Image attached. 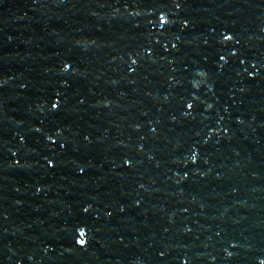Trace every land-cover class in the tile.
<instances>
[{
	"label": "water",
	"instance_id": "95a60500",
	"mask_svg": "<svg viewBox=\"0 0 264 264\" xmlns=\"http://www.w3.org/2000/svg\"><path fill=\"white\" fill-rule=\"evenodd\" d=\"M0 264H264V0H0Z\"/></svg>",
	"mask_w": 264,
	"mask_h": 264
}]
</instances>
